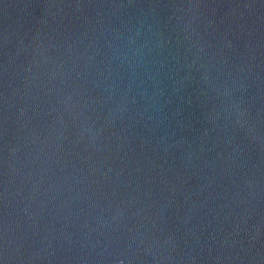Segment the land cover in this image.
Masks as SVG:
<instances>
[{
    "label": "water",
    "instance_id": "1",
    "mask_svg": "<svg viewBox=\"0 0 264 264\" xmlns=\"http://www.w3.org/2000/svg\"><path fill=\"white\" fill-rule=\"evenodd\" d=\"M0 264H264V0H0Z\"/></svg>",
    "mask_w": 264,
    "mask_h": 264
}]
</instances>
